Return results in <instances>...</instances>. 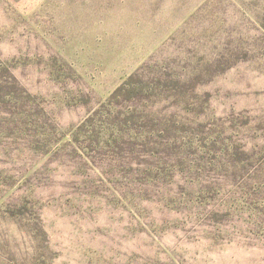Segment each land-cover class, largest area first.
Wrapping results in <instances>:
<instances>
[{"label": "rangeland", "instance_id": "374dc122", "mask_svg": "<svg viewBox=\"0 0 264 264\" xmlns=\"http://www.w3.org/2000/svg\"><path fill=\"white\" fill-rule=\"evenodd\" d=\"M0 264H264V0H0Z\"/></svg>", "mask_w": 264, "mask_h": 264}]
</instances>
